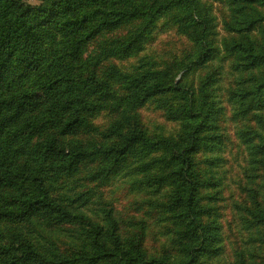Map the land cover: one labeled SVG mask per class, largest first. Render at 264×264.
<instances>
[{
  "label": "trees",
  "instance_id": "16d2710c",
  "mask_svg": "<svg viewBox=\"0 0 264 264\" xmlns=\"http://www.w3.org/2000/svg\"><path fill=\"white\" fill-rule=\"evenodd\" d=\"M228 6L226 57L239 75L229 97L264 131V0ZM168 15L192 52L164 69L108 64L142 52ZM214 20L204 0H0V264H217L225 238L202 167L216 157L202 158L220 147V70L200 85L188 80L221 58ZM127 23L136 28L114 33ZM150 102L180 123L176 136L147 131L138 110ZM103 112L108 121L96 124ZM249 134L250 161L264 170V133ZM119 178L172 226L171 250L149 253L143 225L133 218L124 230L98 199ZM245 212L249 240L264 247V197L253 196ZM239 263L264 264L254 256Z\"/></svg>",
  "mask_w": 264,
  "mask_h": 264
},
{
  "label": "rangeland",
  "instance_id": "374dc122",
  "mask_svg": "<svg viewBox=\"0 0 264 264\" xmlns=\"http://www.w3.org/2000/svg\"><path fill=\"white\" fill-rule=\"evenodd\" d=\"M204 1L209 5L215 19L213 31L221 58L214 63L213 67L196 70L188 77V80L200 85L207 78L208 73L215 69L220 70V75L217 77L220 79L213 87V92L221 108V119L216 131L220 147L213 154L206 155L205 153L202 158L204 162L205 157H216L212 161L214 163L207 165V163H211L207 161L202 167H205L207 177L214 183L206 195L215 197V205L221 214L219 221L223 226L225 238L226 250L217 264H240L241 257H244L247 262L253 256L254 258L259 257L264 263V247L254 241V238L249 240L250 228L248 214L245 212V208L252 205L253 196L264 197V170H258L255 167L259 168L263 165L251 163V149L245 141L250 136L249 131L256 130L257 133H264V131L261 129V124L258 125L259 121L256 117H252L250 120L243 119V116L237 112L238 107L233 105L229 97L230 90L235 88L236 80L239 78V75L231 72V59L226 57V42L232 38V34L228 32L231 28H227V23L231 21L233 15L232 9L228 6L229 0ZM135 28V25L127 23L114 33L121 36ZM113 34L106 36H113ZM255 38L262 41V33L257 34ZM96 45L97 43H93L90 51ZM192 51L193 43L187 36L180 34L178 26L174 22V15H168L161 19L152 30L142 52L127 59H110L108 64L114 65L126 73L134 72L135 69L145 64L156 69H164L172 67L174 63ZM181 75L182 73L178 76L181 77ZM37 99L42 106L48 102L42 94H38ZM138 112L147 131L152 135L158 133L163 136H176L180 130V123L169 120L165 110L155 102L147 103ZM108 118V113L103 112L94 121L96 124L102 125L108 121ZM73 191L74 189L70 186L64 188V192L72 193ZM163 193L164 190L159 198H164L161 196ZM97 196L106 205L114 207L113 209L123 219L122 228L124 230L133 228L131 226L135 224L133 218L139 222V227L143 225L145 248L149 253L155 255L166 251V249L171 250L173 235L170 234L169 229L172 226L158 221L156 213L160 212L151 211L148 204L145 203V200L149 198L148 195L134 191L125 179L119 178L99 188ZM96 197H93L92 201H95ZM137 231L140 232V230ZM254 234L255 230L253 229Z\"/></svg>",
  "mask_w": 264,
  "mask_h": 264
}]
</instances>
